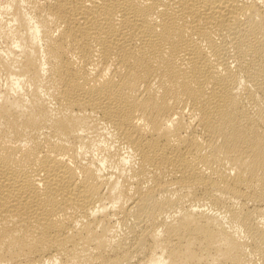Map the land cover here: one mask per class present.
<instances>
[{
  "label": "bare ground",
  "instance_id": "6f19581e",
  "mask_svg": "<svg viewBox=\"0 0 264 264\" xmlns=\"http://www.w3.org/2000/svg\"><path fill=\"white\" fill-rule=\"evenodd\" d=\"M0 264H264V0H0Z\"/></svg>",
  "mask_w": 264,
  "mask_h": 264
}]
</instances>
